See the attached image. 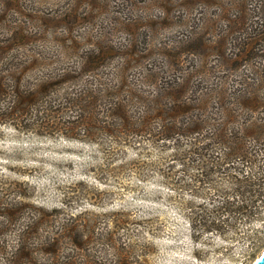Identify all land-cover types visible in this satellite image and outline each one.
Returning <instances> with one entry per match:
<instances>
[{"label":"trees","instance_id":"obj_1","mask_svg":"<svg viewBox=\"0 0 264 264\" xmlns=\"http://www.w3.org/2000/svg\"><path fill=\"white\" fill-rule=\"evenodd\" d=\"M127 1L131 11L71 0L58 14L36 12L49 37L25 24L3 27L0 125L86 140L114 157L136 152L143 160L134 165L203 199L190 210L195 238L264 220V0H210L220 9L207 25L210 41L202 30L176 45L152 40L158 19L167 23L188 0H155L156 19H122L149 9L147 0ZM101 12L121 14L113 29L103 32ZM134 20L146 21L135 29L154 28L148 39L108 38L114 25ZM29 189L0 176V264H149L135 256L139 244L121 237L133 233L130 217H62L34 203ZM262 232L249 235L253 246Z\"/></svg>","mask_w":264,"mask_h":264},{"label":"rangeland","instance_id":"obj_2","mask_svg":"<svg viewBox=\"0 0 264 264\" xmlns=\"http://www.w3.org/2000/svg\"><path fill=\"white\" fill-rule=\"evenodd\" d=\"M58 1L62 2L0 0V30L25 24L30 27L32 36L38 33V37H49L43 31L44 21L36 15L38 12L49 14L54 11L53 14H58L60 10H65L64 3L67 5L71 0ZM105 1L118 11L132 10L131 1ZM154 2L147 0L141 5H147L149 9L142 11L138 8L133 14L128 12V15L123 13L122 19L125 16L135 18L138 14L156 19L161 12L152 9ZM207 2L210 0L183 1L185 5L177 8L176 17H170L167 23L163 18L158 19L159 28L152 43L180 44L189 37L196 38L202 30H207L206 37L210 41V27L207 25L210 16L220 9L210 7ZM24 3L30 4L26 10ZM120 15L119 12L102 14L98 21L103 32L104 28H112ZM134 22L137 23L135 26L126 23L124 28L122 22L114 25L110 34L113 36L108 38L122 44L148 39L154 28L135 29L144 26L146 21ZM92 29L94 27L89 25L80 33H88ZM158 55L161 57V54ZM135 160H143V157L133 151L114 157L96 143L86 140L59 133L39 135L0 125V176L32 186L33 192L30 189L28 192L34 203L44 205L50 211L59 209L62 217L81 211L88 212L91 217L97 216L99 220L130 217L134 221L133 233L126 234L123 229L121 237L139 244L135 256L139 253V259H146L149 264H253L264 248V239L253 246L249 235L258 228L263 230L264 235L262 218L245 222L225 235L214 232L195 238L189 223L190 210H198V203L203 199L193 198V191L189 189L175 190L164 185L160 175L134 165Z\"/></svg>","mask_w":264,"mask_h":264},{"label":"water","instance_id":"obj_3","mask_svg":"<svg viewBox=\"0 0 264 264\" xmlns=\"http://www.w3.org/2000/svg\"><path fill=\"white\" fill-rule=\"evenodd\" d=\"M253 264H264V248L262 249L261 253L256 257Z\"/></svg>","mask_w":264,"mask_h":264}]
</instances>
